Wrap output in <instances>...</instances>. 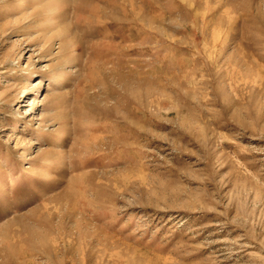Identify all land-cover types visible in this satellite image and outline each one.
<instances>
[{
	"label": "rangeland",
	"instance_id": "rangeland-1",
	"mask_svg": "<svg viewBox=\"0 0 264 264\" xmlns=\"http://www.w3.org/2000/svg\"><path fill=\"white\" fill-rule=\"evenodd\" d=\"M0 264H264V0H0Z\"/></svg>",
	"mask_w": 264,
	"mask_h": 264
}]
</instances>
